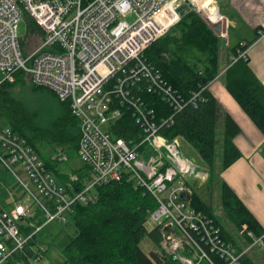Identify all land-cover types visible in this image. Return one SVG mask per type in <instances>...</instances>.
Wrapping results in <instances>:
<instances>
[{
    "label": "built area",
    "instance_id": "obj_1",
    "mask_svg": "<svg viewBox=\"0 0 264 264\" xmlns=\"http://www.w3.org/2000/svg\"><path fill=\"white\" fill-rule=\"evenodd\" d=\"M203 1L0 0V73L13 81L21 72L33 85L70 102L80 121L78 157L89 168L81 188L78 174L62 182L24 138L10 127L0 129V163L17 177L23 172L27 180L21 181L29 192L27 201L12 208L0 205V264L16 253L26 255L18 264H39L44 254L40 247H34L39 250L34 256L25 252L30 239L49 221L67 223L76 203L88 204L98 198L97 187L122 179L134 181L156 199L158 206L149 216L160 226L162 247L174 260L243 264L252 246L240 251L223 237L210 215L193 206L191 197L207 181L208 171L190 153L183 137L170 139L162 134L174 123L173 115L156 119L145 98L155 94L173 112L186 106L187 101L147 61L144 51L180 21L179 7L184 3L203 14L208 23L223 22L221 13L215 21L200 8ZM214 4L212 0L208 8ZM25 12L42 29L41 42L28 52L19 35ZM129 14L135 15L133 21L126 19ZM248 52V47L238 49L232 59H247ZM203 100L198 90L189 101L198 106ZM122 107L132 112L138 125L129 140L114 135L117 127H124ZM54 158L68 160V155ZM39 208L45 216L41 223L35 218ZM26 218L35 219L29 234L20 228ZM170 226L173 231L165 235ZM256 243L264 244V240Z\"/></svg>",
    "mask_w": 264,
    "mask_h": 264
},
{
    "label": "trees",
    "instance_id": "obj_2",
    "mask_svg": "<svg viewBox=\"0 0 264 264\" xmlns=\"http://www.w3.org/2000/svg\"><path fill=\"white\" fill-rule=\"evenodd\" d=\"M211 0L204 4H209ZM29 36L42 40V29L32 18H28ZM262 31L256 29L253 37L242 44L228 43V55H236L238 49L249 47ZM223 38L215 32L206 19L195 9L182 15L180 21L165 35L155 40L144 51L147 61L161 77L187 101L179 112L155 94L148 93L146 100L155 110L156 119L173 115L174 123L163 129V135L172 139L181 136L189 145L190 153L208 171L207 181L197 186L191 197L193 206L210 215L221 227L223 237L240 251L251 246L255 239L264 240V228L246 206L235 190L225 181L222 173L241 157L234 142L241 131L240 126L226 112L209 90V84L221 75L224 85L257 126L264 132V85L253 73L247 59H228L226 70L221 72V46ZM28 41L22 40L27 52ZM228 56V57H229ZM28 79L18 72L13 81H0V119L5 118L9 127L24 138L43 159L45 164L62 182L78 174L82 180L88 178V167L84 163L67 171L65 161L54 156L67 154L68 159L78 158L80 121L72 113L70 102L61 101L50 89L33 85L32 89H48L59 100V107H35L15 94L19 84L26 86ZM202 90L204 100L195 106L190 98L193 92ZM190 103V104H189ZM120 122L124 127L114 130L116 137L129 140L137 133L138 125L132 112L126 108ZM81 162V161H80ZM205 186L202 189V186ZM98 198L88 204L76 203L69 214L74 235L63 249L66 262L72 264H182L174 260L162 247L163 235L160 226L147 228L150 211L157 208L154 196L132 180L112 181L97 187ZM36 220L43 222L45 216L38 209ZM34 218L21 221L24 234L33 231ZM252 233V236L249 235ZM246 237H245V236ZM150 236L155 250L146 253L141 242ZM243 236L245 237L243 239ZM35 235L25 248L28 255H35ZM248 243V244H247ZM251 249L244 255L243 264H260L252 256ZM214 258L217 256L212 254ZM26 258L16 253L2 264H18ZM264 263V262H263ZM199 264H210L207 260Z\"/></svg>",
    "mask_w": 264,
    "mask_h": 264
},
{
    "label": "crops",
    "instance_id": "obj_3",
    "mask_svg": "<svg viewBox=\"0 0 264 264\" xmlns=\"http://www.w3.org/2000/svg\"><path fill=\"white\" fill-rule=\"evenodd\" d=\"M206 1L208 0L203 4ZM213 2L214 7L211 6L209 9L207 6L209 16L212 20H220L217 10L219 9L223 16V27L227 26V31L230 29L236 34L232 43L241 40L245 44L253 37L256 29L262 31L258 39L248 47V65L264 85V0H213ZM203 10H206L204 5ZM228 56L227 52L221 53L220 74L226 70L228 59L233 57ZM208 88L241 129L234 142L242 155L223 171L222 176L264 228V132L227 90L221 75L211 81ZM0 205L4 208L14 206H4L2 203Z\"/></svg>",
    "mask_w": 264,
    "mask_h": 264
},
{
    "label": "rangeland",
    "instance_id": "obj_4",
    "mask_svg": "<svg viewBox=\"0 0 264 264\" xmlns=\"http://www.w3.org/2000/svg\"><path fill=\"white\" fill-rule=\"evenodd\" d=\"M202 5H204V7L206 6L205 11L208 12V10L210 9L207 8L208 4L202 3ZM28 18L29 15L25 12L19 24V35L21 39L28 41V48H26L27 52L32 51L41 42L38 36H29ZM126 19L128 21H133L135 19V15L129 14ZM221 20H223V18ZM220 36L223 38L221 52L224 53L227 51L226 46L228 45V43L233 44L232 42H234L236 34H233L230 29L229 31H227L226 26L225 28L223 27V33L220 34ZM3 79L4 77L0 73V81ZM28 82L29 83H27L26 86H23V84H19L15 89V94L18 95L19 98L25 100L31 106H35L38 108L50 107L55 109L59 107V100L52 92L48 91V89L34 90L31 87L32 83L29 80ZM8 127V121L5 118H1L0 129H6ZM64 164L67 167V171L71 172L72 169L80 166L82 162H80V159H73L72 157L70 160L68 159L67 161H65ZM21 180H27V177L23 172H19V177H17L12 171H10L0 163V203H2V205L11 206L15 205L19 201H26L27 199H29V192L24 187ZM197 182L198 180L195 181V184L198 185ZM204 187L205 186L203 185L202 189ZM30 188L35 192V189L32 185L30 186ZM41 200L46 201V198L41 197ZM37 208L38 207H36L35 209ZM146 225L149 230L156 226V223L152 220L151 216H149ZM74 233V227L70 223H63L60 220H52L46 223L43 229L35 235L36 243L34 245L36 247H40L42 251H44L39 264H72L71 262L65 261L63 256V249L69 243ZM244 236L243 239L246 237ZM257 240L258 239H255L254 242L250 244L252 246L251 251H253L252 256H255L259 260V262H261L264 260V244L256 243ZM141 247L146 253H150L151 250L156 249L154 241L150 236H147L141 242ZM263 262H261L260 264H264Z\"/></svg>",
    "mask_w": 264,
    "mask_h": 264
},
{
    "label": "water",
    "instance_id": "obj_5",
    "mask_svg": "<svg viewBox=\"0 0 264 264\" xmlns=\"http://www.w3.org/2000/svg\"><path fill=\"white\" fill-rule=\"evenodd\" d=\"M191 9V6L188 4V3H184L182 4L180 7H179V12L184 15L186 12H188L189 10ZM218 12L220 13L219 9H217ZM203 16V14H201ZM204 17V16H203ZM205 18V17H204ZM206 19V18H205ZM209 24L211 25V27L215 30V32L217 34H222L223 33V22L222 21H218V22H215V23H212V22H209ZM193 172V170L191 171V173ZM183 197L185 199H188L189 198V195L184 193L183 194ZM173 231V228L170 226V227H166L165 230H164V233L165 235L171 233ZM168 244H170V242H168Z\"/></svg>",
    "mask_w": 264,
    "mask_h": 264
},
{
    "label": "bare ground",
    "instance_id": "obj_6",
    "mask_svg": "<svg viewBox=\"0 0 264 264\" xmlns=\"http://www.w3.org/2000/svg\"><path fill=\"white\" fill-rule=\"evenodd\" d=\"M203 3V2H202ZM202 3H201V5H200V8L203 10V5H202ZM24 50V49H23ZM152 65V64H151ZM155 66V65H154ZM29 83V82H28ZM151 94V93H150ZM157 96V95H156ZM184 97V96H183ZM164 101V100H163ZM192 103V102H191ZM168 104V103H167ZM190 104V103H189ZM200 104V103H199ZM169 105V104H168ZM150 106H152V105H150ZM124 108H126V109H128L127 107H122V113L124 114V111H123V109ZM129 110V109H128ZM170 116V115H169ZM168 116V117H169ZM123 117V116H122Z\"/></svg>",
    "mask_w": 264,
    "mask_h": 264
}]
</instances>
